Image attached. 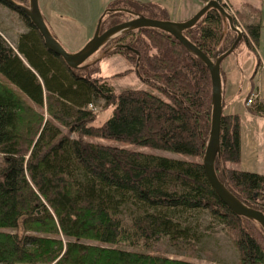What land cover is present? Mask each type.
Segmentation results:
<instances>
[{
  "label": "trees",
  "instance_id": "1",
  "mask_svg": "<svg viewBox=\"0 0 264 264\" xmlns=\"http://www.w3.org/2000/svg\"><path fill=\"white\" fill-rule=\"evenodd\" d=\"M220 1L233 9L229 0ZM0 3L18 11L27 26L15 47L0 34V264H197L188 257L196 256L205 232L190 220L203 212L226 227L240 264H264V238L254 228L259 223L222 200L203 164L212 120V80L205 62L161 29L130 31L109 53L128 59L135 69L124 74L138 72L147 88L116 93L110 79L123 74L70 67L22 9ZM110 7L173 20L158 1L116 0ZM123 12L111 14L112 26L121 21L114 15ZM224 20L212 8L185 35L216 59L237 38L234 32L224 34ZM244 23L243 39L257 53L261 16ZM95 106L113 109L112 114L100 121ZM251 106L264 114V103ZM220 157L242 162L239 113L223 114ZM219 162L221 181L264 212V174L234 166L219 170ZM165 242L189 254L159 253Z\"/></svg>",
  "mask_w": 264,
  "mask_h": 264
},
{
  "label": "rangeland",
  "instance_id": "2",
  "mask_svg": "<svg viewBox=\"0 0 264 264\" xmlns=\"http://www.w3.org/2000/svg\"><path fill=\"white\" fill-rule=\"evenodd\" d=\"M42 13L45 17L47 24L49 25L52 33L60 40L66 49L71 52H76L80 50L84 45L94 36V33L97 28L100 17L104 12L111 8L110 5H102L99 0H39ZM153 1V0H152ZM209 1V0H208ZM206 1L204 5L208 2ZM228 1V0H226ZM229 5L233 7L230 10L231 13L236 17L238 26L241 27L242 31L244 29V22L251 21L254 22L258 20L260 12L252 8L245 9L244 12H239V8L243 7L244 0H229ZM228 1V2H229ZM264 1V0H261ZM25 5L30 4V0H24L22 2ZM197 0H183L184 7L188 4H196ZM259 3V2H258ZM102 5V6H101ZM258 5V4H257ZM165 6V5H164ZM166 7V6H165ZM228 7V5L226 6ZM237 7V8H236ZM262 16L264 19V7L261 4ZM167 8V7H166ZM168 9V8H167ZM169 10V9H168ZM170 12V11H169ZM113 12L106 14L102 24V31L108 29L113 21ZM133 17L130 13H120L114 15V18L121 20L119 23L129 20ZM192 17V16H191ZM174 20V19H173ZM179 21V20H178ZM264 24V22H263ZM224 34L234 32V35L237 36V33L233 31L229 25L227 19L224 20L223 24ZM27 31V26L25 21L22 18V15L16 11L14 8L8 6L5 3H0V34L6 38L9 44L15 47L16 40L18 36ZM122 36V35H121ZM118 36L111 41H109L105 46H103L98 52H96L89 60L85 63V66H89L90 69L99 68L100 73L103 75H114L115 73L123 74L116 76L110 79V83L114 86L116 93H120L125 89H146L147 85L141 80L136 71H131L129 74H124L127 69L134 68V65L125 57L118 54H110L111 49L115 41L121 37ZM244 44H246L243 39L234 51L229 56H227L222 62V72L223 76L227 65L230 63V59L234 58L236 53L239 51L242 52L244 49ZM223 43L219 47H222ZM251 51V50H250ZM248 51V56L250 58L255 57L258 62V67L264 65V29L263 34H261L260 45L257 53H251ZM247 55V51L245 53ZM246 57V56H244ZM248 59V58H247ZM248 63V60H246ZM256 62V65H257ZM222 76V78H223ZM254 91L252 90L250 94ZM251 96V95H250ZM248 97L246 107L250 108L251 105L248 104ZM229 98V97H228ZM228 98L224 97L223 94V105H224V114H229L230 101ZM103 103V102H102ZM95 111L99 115V120L103 121L107 119L111 114L113 109H103L101 106H95ZM233 113V112H232ZM262 122H264L262 120ZM249 125V122H247ZM248 126H246L247 128ZM250 128V127H248ZM247 128V129H248ZM264 130V128H263ZM262 132V133H261ZM260 135L263 136L262 142L264 141V131H261ZM88 140L94 142H103L107 144L118 145L122 147L131 148L136 151H142L147 153H153L163 156H168L178 159H191L192 156L186 154H179L168 150L157 149L149 146L130 144L121 141H115L104 138H95L89 137ZM244 168L247 170L256 171L264 174V149H244ZM219 170L225 169L228 166H234L237 168L241 167V162L239 165L234 163H226L220 160ZM243 160V158H242ZM217 165V166H218ZM218 173V172H217ZM194 215V218H191L190 223L199 225V231L205 232L203 238L198 243L197 254H192L188 257L191 261L197 264H240L238 250L236 249L231 235L228 233L226 227L221 224L218 220L212 218L209 212H203L202 215ZM198 218V220H196ZM260 224H254L255 235L262 240L264 234L261 233ZM162 250L159 253L165 254L171 258H186L189 253L186 254V251L183 248H177L171 245L170 243H163Z\"/></svg>",
  "mask_w": 264,
  "mask_h": 264
},
{
  "label": "water",
  "instance_id": "3",
  "mask_svg": "<svg viewBox=\"0 0 264 264\" xmlns=\"http://www.w3.org/2000/svg\"><path fill=\"white\" fill-rule=\"evenodd\" d=\"M6 1L14 7L22 9L39 29L49 49L62 56L66 63L74 69L84 67L89 58H91L112 39L130 31H136L145 27L158 28L172 34L191 53L205 62L210 70L212 80L211 130L203 158V164L207 176L218 195L236 214L255 220L264 228V212L260 209L247 205L240 198H238L221 181L216 169V161L221 156L222 118L224 114L222 62L227 56L236 50L239 42L244 38L243 32L235 23L234 16L227 10L226 6H224L220 0H209L195 15L184 21L150 18L126 8H108L100 17L94 36L84 45V47L76 52H71L66 49L60 40L52 33L42 13L39 0H30L29 5L18 3L16 0ZM212 8L218 9L223 17L229 21L231 29L237 33V38L232 46L216 59H212L208 56L200 47H198L185 35V31L195 26L198 21ZM119 11L128 12L132 14L133 17L102 31V24L106 14L109 12ZM118 46H124L132 49L130 46L124 44H119ZM136 52L139 54L138 51Z\"/></svg>",
  "mask_w": 264,
  "mask_h": 264
},
{
  "label": "crops",
  "instance_id": "4",
  "mask_svg": "<svg viewBox=\"0 0 264 264\" xmlns=\"http://www.w3.org/2000/svg\"><path fill=\"white\" fill-rule=\"evenodd\" d=\"M116 0H99L100 4L107 6ZM144 1V0H143ZM158 1L165 5L171 14L172 19L176 21H184L191 16L195 15L208 0H197L196 4H188L184 7L183 0H153ZM259 2V3H258ZM243 7L239 8V12H244L245 9L252 8L260 12L262 22H264L260 5L264 7V1L261 0H244ZM258 4V5H257ZM101 5V6H102ZM237 8V7H236ZM244 10V11H243ZM251 22V21H247ZM264 29V24H263ZM262 29V34H263ZM242 52L236 53L234 58L230 59V63L227 65L225 74L223 76L224 97L230 101L229 113H239L242 117V169L244 164V149H264L263 136L260 135L264 131V114L256 113L251 108L246 107L247 99L250 96V92L253 90L257 93L258 97L255 99V103H264V65L258 67V62L255 57L250 58L248 56L249 47L244 44ZM247 51V55L245 54ZM253 53L252 51H250ZM246 56V57H244ZM248 58V59H247ZM248 60V63H246ZM257 62V65H256ZM249 122V125L248 123ZM246 126L250 128H246ZM261 132V133H260ZM244 166V167H243Z\"/></svg>",
  "mask_w": 264,
  "mask_h": 264
},
{
  "label": "built area",
  "instance_id": "5",
  "mask_svg": "<svg viewBox=\"0 0 264 264\" xmlns=\"http://www.w3.org/2000/svg\"><path fill=\"white\" fill-rule=\"evenodd\" d=\"M228 11L230 12L231 8L227 7ZM231 13V12H230ZM233 14V13H232ZM238 28L242 31L241 27L238 26ZM257 97L256 94H252L251 97L248 100V104L250 105L251 103H253L254 99Z\"/></svg>",
  "mask_w": 264,
  "mask_h": 264
}]
</instances>
